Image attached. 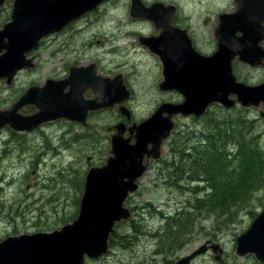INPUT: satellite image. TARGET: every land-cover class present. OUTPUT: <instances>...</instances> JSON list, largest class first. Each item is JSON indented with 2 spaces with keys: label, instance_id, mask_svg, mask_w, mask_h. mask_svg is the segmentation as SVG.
I'll list each match as a JSON object with an SVG mask.
<instances>
[{
  "label": "rangeland",
  "instance_id": "obj_1",
  "mask_svg": "<svg viewBox=\"0 0 264 264\" xmlns=\"http://www.w3.org/2000/svg\"><path fill=\"white\" fill-rule=\"evenodd\" d=\"M166 1L178 5L174 4L182 13L180 21L192 26L195 46L203 54L215 51L208 23L215 25L219 13L234 12L237 6L235 0ZM12 3L13 0H6L2 6L4 10L0 16V28L10 19ZM130 5L131 0H108L94 13L77 23L73 21L75 24L65 32L63 30L62 34L45 37L42 47L34 52L37 58L35 69L19 73L11 86L5 80L0 81L1 108H10L29 86L43 85L48 78H66L71 66L95 63L97 73L102 76L123 75L131 91L130 98L124 104L132 112L131 120L127 121L115 106L90 112L87 127L79 122L61 123L57 120L60 123L54 127L45 126L35 133L19 132L12 135L9 131V147L4 144L8 136L6 133L0 139V240L23 233L50 231L64 225V222H58L61 215H72L79 209V196L83 193L79 187L81 180L84 181L91 167L103 165L110 156L114 130L109 127L120 121L128 125L140 123L162 103L184 100L183 94L178 91L160 90L159 83L164 78L162 60L139 41L141 36L159 35L160 30L147 19H133ZM112 12L118 13L117 26L111 23L104 25L105 18ZM122 20L125 26L127 22V36H124ZM237 70L240 80L250 84L261 82L264 75L261 69L244 65L237 67ZM85 96L93 98L94 94L88 89ZM216 104L219 105L216 111L221 117L233 118L234 121L245 118L243 120L250 124L248 121L260 116L259 113L246 110L249 107L243 109L239 105L230 110ZM36 110L34 105H26L21 112L31 114ZM173 119L174 131L179 133L177 138L181 139L188 137L186 132L199 130V122L204 120L181 114H175ZM255 120L256 127L253 130L260 136L264 149V118L260 116V119ZM170 141L171 138L166 141L162 157L151 160L139 180V189L126 201L127 207L134 208L133 218L138 229L132 232L130 221L120 222L116 226V231L121 235V238L116 239L118 242H124L123 239L130 234L136 235L134 252L114 243L103 258L89 259L86 264H167L168 260L173 264L205 244L207 250L196 254L191 264H261L253 252L238 254L237 239L249 229L254 217L264 208V172L258 177L257 189L253 190L250 203L235 223L219 228L214 216L199 215L192 239L182 249L173 255L169 251L168 257L165 252H155L156 249L167 251L166 247L157 243L159 237L152 235L166 224L163 218L192 207L194 198L203 195L190 188L197 184H189L184 177L173 174ZM185 162L189 163L188 160ZM201 187L204 185L201 184ZM251 212H256V216ZM213 245L222 249L219 259L216 258Z\"/></svg>",
  "mask_w": 264,
  "mask_h": 264
},
{
  "label": "water",
  "instance_id": "obj_2",
  "mask_svg": "<svg viewBox=\"0 0 264 264\" xmlns=\"http://www.w3.org/2000/svg\"><path fill=\"white\" fill-rule=\"evenodd\" d=\"M104 1L15 0L13 21L0 30V79L7 77L10 81L18 70L34 68V57L27 59V53ZM237 5L234 13L220 16L218 48L206 55L194 47L187 29L173 26V19L178 17L174 5L166 7L158 2L146 7L141 0L132 1L131 15L153 21L160 30L157 36H141V43L162 60L160 90L178 91L184 100L162 103L140 123L120 121L111 126L110 156L103 166L89 170L77 217L53 231L25 233L0 241V264H86V256L98 259L109 250L115 224L131 217L125 200L139 188L138 180L151 160L161 158L174 130L175 114L200 118L216 103L232 109L237 104L251 107L264 101V81L250 84L238 80L233 72L236 57L251 65H259L264 57V52L241 41L264 23V0H237ZM167 8L172 17L166 13ZM237 31L242 32L241 37H233ZM88 89L93 98L85 97ZM130 96L122 74L104 77L94 64L71 66L67 78H49L42 86L32 85L11 109H0V130L10 125L30 132L58 118L76 120L87 127L89 111L115 106L131 120V111L124 104ZM27 104L34 105L37 112L29 116L20 113ZM207 248L202 245L174 264H191L194 256ZM212 248L219 259L222 249L218 245ZM248 252L264 264V209L238 239V254Z\"/></svg>",
  "mask_w": 264,
  "mask_h": 264
},
{
  "label": "trees",
  "instance_id": "obj_3",
  "mask_svg": "<svg viewBox=\"0 0 264 264\" xmlns=\"http://www.w3.org/2000/svg\"><path fill=\"white\" fill-rule=\"evenodd\" d=\"M212 107L205 116L196 118H204L199 122V130L186 132V139L177 138L179 133L175 131L171 137L173 174L184 177L189 184H197L190 188L203 195L194 198L192 207L163 218L166 219V224L152 234L159 237L157 243L161 247L167 248V251L155 252H165L167 257L169 251L173 255L192 239L199 215L214 216L219 228L235 223L239 214L250 203L253 190L257 189L258 177L264 172V149L260 136L253 130L256 127L255 121L249 125L243 120L245 118L237 121L223 118L216 111L219 105ZM187 160L189 163L185 162ZM167 172L170 174V171ZM79 187L82 193L83 180ZM76 215L77 211L72 215L64 213L58 222L65 224ZM131 228L132 232L138 229L134 219L131 220ZM117 232L112 236L110 245L113 247L114 243L121 244L127 251L134 252L136 235L130 234L123 239L124 242H118L116 239L121 238V235ZM166 263L172 264V261L168 260Z\"/></svg>",
  "mask_w": 264,
  "mask_h": 264
},
{
  "label": "flooded vegetation",
  "instance_id": "obj_4",
  "mask_svg": "<svg viewBox=\"0 0 264 264\" xmlns=\"http://www.w3.org/2000/svg\"><path fill=\"white\" fill-rule=\"evenodd\" d=\"M108 0H106V1H104L103 3H105V2H107ZM132 1L133 0H131V5H130V15H131V7H132ZM143 3H144V5L146 6V7H150L151 5H153V4H155V3H158V2H161V3H163L166 7H168L169 5L171 6V5H177L175 2H173V1H166V0H141ZM236 1V3H237V0H235ZM6 2V0H4L3 2H2V4L0 5V16H1V14H3V10L4 9H2V6H3V4ZM8 3V2H7ZM103 3H101V4H99V5H97V7L96 8H94V9H92L90 12H88V13H86V14H84L83 16H81L80 18H78L77 20H75L74 22L75 23H77L79 20H81V19H83L84 17H86L88 14H92V13H94L95 11H97L98 9H99V7L103 4ZM174 5V6H175ZM178 6V5H177ZM14 7H15V0H13V3H12V9H11V13H10V19L9 20H7L4 24H3V26H2V28H0V30H3L4 28H5V25L6 24H8V23H10V22H12L13 21V12H14ZM98 8V9H97ZM178 8V7H177ZM238 9V5L236 6V9H235V11ZM234 11V12H235ZM234 12H227V11H225V12H221V13H219L218 14V20H217V22H216V24L215 25H212V23H208V27H209V30L211 31V33H212V40H211V42L214 44V50L216 51V49L218 48V42H219V38H218V36L220 35L219 34V30H218V27L220 26V16L222 15V14H224V13H227V14H232V13H234ZM166 13L168 14L169 13V8H167L166 9ZM177 13H178V17L176 18V19H173V21H172V24H173V26H177V27H180V28H182V29H187L188 30V34H189V36H190V38L192 39V42L194 43V47L196 48V46H195V38L193 37V33H192V31H193V28H192V26L188 23V24H183L180 20L183 18L182 17V13H180L179 12V9H177ZM168 16H170V17H172V13H169L168 14ZM131 17H133L132 15H131ZM164 18H166V17H164ZM118 19H119V16H118V13H115V12H112V13H109L108 14V16L105 18V23H104V25L106 24V23H111L112 25H114V26H117V21H118ZM133 19H135V20H146L147 18H144V17H137V18H135V17H133ZM147 20H149V19H147ZM149 21H151V20H149ZM74 22H72V23H70L68 26H66L62 31L63 32H65L68 28H70L71 26H73L75 23ZM151 22H153V21H151ZM153 24H154V26L156 27V25H155V23L153 22ZM122 25H123V29H124V36H127V34H128V28H127V22H126V26L123 24V20H122ZM158 30V29H157ZM62 31H60L61 33H58L57 32V34L59 35V34H62L63 32ZM55 34V33H54ZM242 36V32L241 31H237L236 32V36L234 35L233 37H241ZM122 36H120L119 38H121ZM45 39V38H44ZM44 39H42V41L40 42V45H39V47H38V49H40L41 47H42V45H43V41H44ZM240 39V38H239ZM8 40L9 39H7V41L6 42H8ZM227 40V39H226ZM245 41V43L246 42H248L249 43V46H252L253 48H255V49H257V51H259V53L260 52H264V23L262 22V23H260L259 24V28L258 29H256V30H254L253 31V33H252V36L250 37V35L249 36H247V39H242V37H241V41ZM140 41V44H142L141 42V40H139ZM231 44H232V42H231ZM38 49H35L33 52H31V53H27V55H26V57H27V59H29V58H31V57H34V63H35V67L34 68H30V67H25V68H23V69H21V70H18L12 77H11V79H10V81H9V79L6 77L5 79H0V81H2V80H5V82H6V84L8 85V86H11L12 84H13V82L16 80V78L18 77V75H19V73H21L22 71H24V70H32V69H35L36 67H37V63H36V54H34V52H36ZM197 49V48H196ZM234 50V49H233ZM214 51V52H215ZM213 52V53H214ZM211 54H212V52H211ZM208 55V54H207ZM92 64H94L95 65V68H96V64L95 63H91V64H89V65H92ZM88 65V66H89ZM240 65H244L245 67H247V68H251V69H261L263 72H264V57H263V59H262V61L259 63V65H251L250 63H247V62H244V61H241V60H239L238 59V57H236L235 59H234V61H233V72H234V74H235V76L237 77V79L238 80H240V75H239V71L237 70V67H239ZM76 66V65H75ZM84 67H86V66H84ZM97 70V69H96ZM119 74H121V73H119ZM100 75V74H99ZM123 76V75H122ZM68 77V76H67ZM66 77V78H67ZM105 77V76H104ZM49 79V78H48ZM47 79V80H48ZM53 79H64V78H53ZM124 79V78H123ZM46 80V81H47ZM45 81V82H46ZM240 81H242V80H240ZM264 81V75H263V77H262V81L261 82H259V83H253V84H260V83H262ZM125 82V81H124ZM246 82V81H245ZM248 83V82H247ZM45 84V83H44ZM126 84V83H125ZM34 85H37V86H42V85H39V84H33V86ZM30 87H32V85L31 86H29L18 98H17V100L16 101H14L13 102V104L11 105V107L10 108H1L2 107V105H0V109L1 110H7V109H11L14 105H15V103L21 98V96L30 88ZM69 90V87H67L66 88V91H68ZM84 95H85V93H84ZM86 97V96H85ZM86 98H89V97H86ZM128 100V99H127ZM57 103H59V102H57ZM125 103V102H124ZM55 104V103H54ZM27 105H29V104H27ZM26 106V105H25ZM24 107V106H23ZM22 107V108H23ZM252 107H254V108H252ZM259 107H262L263 109H260ZM21 108V109H22ZM243 109H246L245 107H242ZM21 109L19 110V112L20 113H22L21 112ZM246 110H248V111H252V112H256V113H259V115L262 117V118H264V101H261L259 104H257V105H254V106H251V107H249V109H246ZM37 111V110H36ZM35 111V112H36ZM97 111H99V110H97ZM131 111V110H130ZM34 112V113H35ZM90 112H94V111H89V113H88V118H89V114H90ZM34 113H31V114H34ZM23 114V113H22ZM31 114H24V115H27V116H29V115H31ZM131 114H132V112H131ZM248 115H250V113H248ZM260 116H257V117H255L254 119L252 118L250 121H248L250 124L253 122V121H256L255 119H260ZM125 117V116H124ZM87 118V119H88ZM125 119L127 120V117H125ZM57 120L58 121H60L61 123L62 122H69V123H75V122H79V121H76V120H69V119H67V118H58V119H54V120H50V121H48V122H45V123H43V124H41L38 128H36L35 130H33V131H30V132H32V133H35V132H37V131H39V130H42L45 126H49V125H51V127H54V125H56L57 123H60V122H57ZM127 121H129V120H127ZM79 123H81V122H79ZM82 124V123H81ZM249 124V125H250ZM83 125V124H82ZM84 126V125H83ZM84 127H86V126H84ZM109 128H111V127H109ZM9 131H11V134L12 135H15L16 133L18 134L19 132H27V131H18V130H16L14 127H12V126H10V125H6V126H4V127H2L1 128V130H0V139L7 133L8 134V136H7V138L4 140L5 141V145L6 146H10L9 144H8V140H9V138H10V136H9ZM17 131V132H16ZM0 144H2V143H0ZM238 152V151H237ZM162 155H163V153H162ZM130 210H131V212H133V210H134V208H130ZM76 217H77V215H76ZM255 219V218H254ZM254 219H253V221H254ZM252 221V222H253ZM252 224V223H251ZM251 224H250V226H251ZM249 226V227H250ZM239 239V238H238ZM238 239H237V246H238ZM199 248V247H198ZM198 248H196V250L198 249ZM158 249H156V251H157ZM159 251V250H158ZM191 253H193V252H191ZM191 253H189V254H191ZM188 254V255H189ZM101 259V258H100ZM97 260H99V259H97ZM176 263V262H175ZM174 264V263H173Z\"/></svg>",
  "mask_w": 264,
  "mask_h": 264
},
{
  "label": "bare ground",
  "instance_id": "obj_5",
  "mask_svg": "<svg viewBox=\"0 0 264 264\" xmlns=\"http://www.w3.org/2000/svg\"><path fill=\"white\" fill-rule=\"evenodd\" d=\"M16 132H17V131H16ZM75 218H76V217H75ZM75 218H74V219H75ZM245 249H246V248H245Z\"/></svg>",
  "mask_w": 264,
  "mask_h": 264
}]
</instances>
